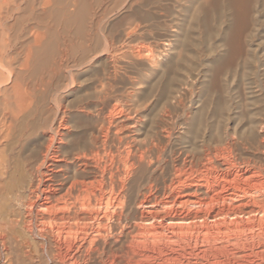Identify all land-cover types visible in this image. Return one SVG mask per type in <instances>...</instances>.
<instances>
[{
    "label": "bare ground",
    "instance_id": "obj_1",
    "mask_svg": "<svg viewBox=\"0 0 264 264\" xmlns=\"http://www.w3.org/2000/svg\"><path fill=\"white\" fill-rule=\"evenodd\" d=\"M35 5L78 42L0 32V264H264V0Z\"/></svg>",
    "mask_w": 264,
    "mask_h": 264
},
{
    "label": "rangeland",
    "instance_id": "obj_2",
    "mask_svg": "<svg viewBox=\"0 0 264 264\" xmlns=\"http://www.w3.org/2000/svg\"><path fill=\"white\" fill-rule=\"evenodd\" d=\"M22 7H24V5ZM42 10L43 9L41 7H38V5H35L32 13H26L24 12L25 10L23 11L21 8L17 10L15 9L14 11H9L8 13H3L2 14L3 18L0 19V23L2 24V25L0 24L1 25L0 32H2L4 41H7V40L15 41L16 43L15 46L18 47L20 45H25L27 41L33 42L34 34L41 35L43 33L42 38H41L42 40H49V39L52 40L53 38H55V40L59 42H62L64 40H69V39L72 40L74 43L78 42L77 36L74 37L73 34L63 35V34H58L59 33L58 32L56 33L57 35L55 34L54 36V33L53 34L51 32L46 33V31H44V28L46 27V25L48 26L49 24L51 26L49 19L45 20L44 21L45 23L44 22L40 23L38 19L35 18L37 14H40L43 12ZM54 29H56V27H54ZM14 50H15V47H14ZM46 55L47 54L45 52L44 54L40 53V56H41L40 60H42L41 62H44L43 58H45ZM12 67L16 70L20 68L18 64L17 65L14 64V66ZM73 70H76V69H73ZM4 73L7 74V71L5 69H4Z\"/></svg>",
    "mask_w": 264,
    "mask_h": 264
}]
</instances>
